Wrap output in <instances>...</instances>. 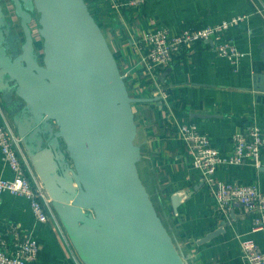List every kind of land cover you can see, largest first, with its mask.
<instances>
[{"label": "water", "instance_id": "1", "mask_svg": "<svg viewBox=\"0 0 264 264\" xmlns=\"http://www.w3.org/2000/svg\"><path fill=\"white\" fill-rule=\"evenodd\" d=\"M11 1L22 35L0 0V97L81 260L187 264L139 172L133 105L159 97L130 93L86 0Z\"/></svg>", "mask_w": 264, "mask_h": 264}, {"label": "crops", "instance_id": "2", "mask_svg": "<svg viewBox=\"0 0 264 264\" xmlns=\"http://www.w3.org/2000/svg\"><path fill=\"white\" fill-rule=\"evenodd\" d=\"M86 2L105 33L130 93L159 97L157 101L133 105L137 143L142 150L141 171L187 264H248L241 240L253 238L264 249V233L252 230L253 214L245 206L234 205L227 211L219 206L193 166L188 143L178 129L183 123H194L209 133L216 148L228 152L234 133L252 123L264 126V61L260 55L264 0H145L139 6H123L115 0ZM241 13L248 16L222 37L231 38L244 53L237 71L227 57L215 51L212 41L197 42L188 53L154 75L146 70L142 57L147 49L143 40L147 33L162 26L180 32ZM13 176L0 147V178ZM216 177L236 184L255 183L264 193V153L261 166L251 161L222 165ZM181 190L187 195L176 212L172 195ZM12 224L21 227L23 236L32 231L40 242L38 260L27 264H77L52 225L37 221L29 200L5 191L0 201V236ZM220 227L224 230L219 234L199 242ZM8 239L10 242L13 237Z\"/></svg>", "mask_w": 264, "mask_h": 264}, {"label": "built area", "instance_id": "3", "mask_svg": "<svg viewBox=\"0 0 264 264\" xmlns=\"http://www.w3.org/2000/svg\"><path fill=\"white\" fill-rule=\"evenodd\" d=\"M123 6H139L145 0H115ZM246 13L234 14L218 23L200 27H188L180 32H173L162 26L147 33L143 40L147 49L142 57L145 68L150 75L159 72L172 61L181 57L199 41H212L215 51L227 57L235 71L239 69L244 53L231 38H222L232 26L244 20ZM179 133L187 141L192 164L199 171L205 184L208 185L217 203L224 210L234 205L245 206L253 214V231L264 233V193L255 183L236 184L216 177L222 165H241L251 161L256 167L262 165L264 153V126L252 123L232 135V149L220 151L211 141L209 133L200 130L194 123L179 125ZM0 147L2 158L14 173L10 179L0 178V201L3 192L25 196L37 221L49 223L58 238L74 257L77 264L78 255L71 240L53 207L39 174L26 152L22 138L7 113L0 98ZM9 236L13 240L9 242ZM241 248L248 264H264V249L253 238L241 240ZM40 242L29 231L23 236L18 224H12L8 231L0 236V264H27L38 260ZM79 256V255H78Z\"/></svg>", "mask_w": 264, "mask_h": 264}, {"label": "rangeland", "instance_id": "4", "mask_svg": "<svg viewBox=\"0 0 264 264\" xmlns=\"http://www.w3.org/2000/svg\"><path fill=\"white\" fill-rule=\"evenodd\" d=\"M6 3H7V5H8V15L11 17V18H13V21H14V29L16 30V31H18L21 35H22V30H21V27H20V23H19V19H18V17L16 16V14H15V11H14V7H13V4H12V2L10 1V0H6ZM37 19H38V13H36V15H35V19L31 22V25H32V28H33V30H34V34H35V37H36V45H37V49H38V51H39V54L42 56V39H41V37H40V35H39V32H38V27H39V24H38V22H37ZM138 141V138H137V136H136V142ZM140 165V166H139ZM142 161H140L139 163H138V166H139V171L141 172L140 173V176H141V178H142V180H143V173H142V171H141V167H142ZM144 182V181H143ZM160 214V213H159ZM175 241V240H174ZM175 244L177 245V242L175 241ZM177 247H178V245H177ZM180 250V249H179Z\"/></svg>", "mask_w": 264, "mask_h": 264}, {"label": "flooded vegetation", "instance_id": "5", "mask_svg": "<svg viewBox=\"0 0 264 264\" xmlns=\"http://www.w3.org/2000/svg\"><path fill=\"white\" fill-rule=\"evenodd\" d=\"M10 1H11V0H10ZM11 2H12V1H11ZM1 3H2L3 10H4L5 13H6L5 18H6V19H9V15H8V5H7V3H6V0H1ZM12 4H13V3H12ZM12 29L15 30V29H14V25H13ZM15 31H16V30H15Z\"/></svg>", "mask_w": 264, "mask_h": 264}]
</instances>
